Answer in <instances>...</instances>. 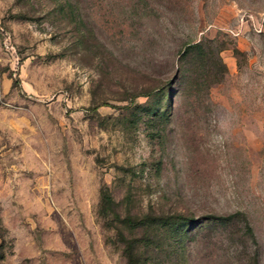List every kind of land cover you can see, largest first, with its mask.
Returning <instances> with one entry per match:
<instances>
[{"label": "rangeland", "instance_id": "rangeland-1", "mask_svg": "<svg viewBox=\"0 0 264 264\" xmlns=\"http://www.w3.org/2000/svg\"><path fill=\"white\" fill-rule=\"evenodd\" d=\"M133 237L264 264V0H0V264H127Z\"/></svg>", "mask_w": 264, "mask_h": 264}, {"label": "trees", "instance_id": "trees-1", "mask_svg": "<svg viewBox=\"0 0 264 264\" xmlns=\"http://www.w3.org/2000/svg\"><path fill=\"white\" fill-rule=\"evenodd\" d=\"M194 46H200V43H196ZM104 210L105 209H103V212ZM158 216L164 222H167L168 220H172L171 223L175 222V220L181 219L182 224L184 225L192 220H195L194 217H189L179 212L170 213L169 215L161 213ZM213 216H218L222 218H231L232 215L231 214H227V215L214 214ZM166 217H169V218L166 219ZM132 221L134 222L132 226L140 227V228H143L144 223H146L144 214L133 217V220H131V222ZM125 240L126 241H124L123 252L127 258V264H144V258L142 259V250L140 251L139 249V241H142V237H133V238L125 239Z\"/></svg>", "mask_w": 264, "mask_h": 264}]
</instances>
